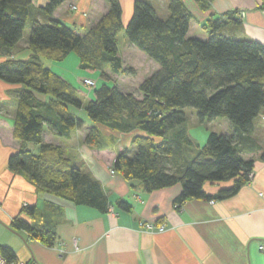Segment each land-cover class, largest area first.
<instances>
[{
	"label": "trees",
	"instance_id": "obj_1",
	"mask_svg": "<svg viewBox=\"0 0 264 264\" xmlns=\"http://www.w3.org/2000/svg\"><path fill=\"white\" fill-rule=\"evenodd\" d=\"M65 1L47 0L42 13L32 19L33 0H0V78L22 86L16 91L13 122L20 147L8 159L12 171L33 182L39 195H56L108 212L111 201L102 182L88 168L73 163L64 147L47 143L44 137L45 129L58 137H71L73 130L87 126L77 113L84 106L91 120L86 144L105 149L103 128L132 134L134 147L118 151L115 172L128 181H139L149 193L181 184L183 190L174 200L177 208L190 199H228L250 182L255 161L245 158V145L252 141L255 120L264 113V43L227 31L229 24L240 21L236 11L212 15L204 25L208 38H199L189 35L194 14L184 0H170L165 19L150 1L135 0L127 23L120 0H108L110 8L101 20L81 33L53 16ZM211 2L199 0L203 9L210 8ZM29 19L31 55L14 58ZM123 30L133 46L159 65L137 92L104 82L86 104L77 87L43 61H64L74 52L82 69L99 70L107 79H111L107 69L125 74L129 69L118 44ZM95 86L96 82L91 88ZM186 108L196 109L203 123L228 118L233 131H212L200 145L188 131ZM229 180L232 185L215 194L205 190L207 182ZM118 204L131 208L127 200L119 199ZM64 214L62 205L44 199L42 204L23 205L10 226L25 232L28 240L53 246ZM0 256L9 264L19 261L8 245L0 246Z\"/></svg>",
	"mask_w": 264,
	"mask_h": 264
},
{
	"label": "crops",
	"instance_id": "obj_2",
	"mask_svg": "<svg viewBox=\"0 0 264 264\" xmlns=\"http://www.w3.org/2000/svg\"><path fill=\"white\" fill-rule=\"evenodd\" d=\"M134 1L120 0L124 23L133 15ZM148 1L162 18L170 14V0ZM184 2L194 14L190 36L205 38V33L209 34L204 28L207 20L212 15L221 16L233 10L240 21L229 24L227 31L264 43V0H212L208 9H203L199 0ZM46 3L47 0H33L32 19L35 13H42ZM75 5L77 9L72 8ZM109 8L108 0H67L53 16L84 33L100 21ZM21 42L14 49V58H29V40ZM127 46L145 55L130 42ZM119 54L122 56L121 46ZM43 61L52 71L71 80L63 71L56 70V61ZM126 74L128 72L124 76ZM21 87L0 78V246L8 245L16 250L19 261L12 264H264L261 248L264 246V119L261 114L254 122L252 141L245 145L248 150L245 158L255 161V175L250 182L228 199H190L179 208L174 200L183 190L181 184L149 193L139 181H128L115 172L113 162L118 151L134 147L132 134L106 130L108 146L94 149L85 142L90 124L73 130L71 137H58L45 129L47 143L64 147L73 163L88 168L102 182L111 201L109 211L103 212L56 195H39L33 182L10 169L9 156L20 147L19 140L14 138L13 122L17 111L16 91ZM37 97L46 98L40 94ZM220 122L222 133L233 131L229 119ZM209 132H205L204 141ZM112 136L117 138L109 142ZM28 146L39 151L34 143L29 142ZM232 183L233 180L207 182L205 190L215 194ZM44 199L64 207L65 214L57 228L58 239L53 246L36 239L28 240L25 232L10 226L23 205L42 204ZM119 199L127 200L130 210L119 207ZM142 221L166 222L167 228L164 232L146 231L141 229Z\"/></svg>",
	"mask_w": 264,
	"mask_h": 264
},
{
	"label": "rangeland",
	"instance_id": "obj_3",
	"mask_svg": "<svg viewBox=\"0 0 264 264\" xmlns=\"http://www.w3.org/2000/svg\"><path fill=\"white\" fill-rule=\"evenodd\" d=\"M74 9H77V6ZM30 21L31 19H29L28 24L25 27L24 37L21 44H24L27 40H29L31 31V28H29ZM205 35L206 36L204 37L208 38L209 34L205 33ZM118 36L119 45L121 46V57L124 60L125 68L129 69L128 74H126L125 76L124 74H113L112 72H110V70L107 69L111 78L107 79L101 76V72L99 70L91 71L82 69L80 68V59L74 52L71 53L69 57L64 61L54 62L56 70L61 72L63 71L66 74L67 78L69 80L71 79L70 81H72V83L77 87L80 97L81 99H83V103L88 102L90 95L95 96V89L102 87L104 82H106L110 86L114 85V83H118L123 90L127 89L129 91L137 92V87L146 79L148 75L153 73L158 68V63L152 60L149 56H145L142 53H137V51L134 49H129V47L127 46V42L130 41L125 33V30L119 33ZM133 69L135 73L131 72V70ZM84 78L86 80H83ZM87 79L93 80L94 83L96 82V86L91 88V86L86 83V81H88ZM85 83L87 86L85 85ZM77 113L80 114L81 118L85 119L87 125L91 124V120L86 114L84 106L82 107V109H77ZM186 114L188 120V131L190 132L191 137L204 143L206 142V140L204 141L203 139V137H205V132L218 131L222 133L224 129L220 121L228 119L217 118L219 119V122L206 120L203 123L198 119L196 109L186 108ZM103 129L104 131H108L107 128ZM33 149L37 150L35 147Z\"/></svg>",
	"mask_w": 264,
	"mask_h": 264
},
{
	"label": "built area",
	"instance_id": "obj_4",
	"mask_svg": "<svg viewBox=\"0 0 264 264\" xmlns=\"http://www.w3.org/2000/svg\"><path fill=\"white\" fill-rule=\"evenodd\" d=\"M74 8H76V6H74ZM86 80V79H85ZM88 81H86L87 84H89L90 86H92V84H95L93 80H89L87 79ZM261 117H263L264 119V113L261 114ZM114 172V171H113ZM255 175V172L251 173V178H253ZM167 228V224L166 222L164 223H158V222H155V221H142L141 223V229H144L146 231H150V232H153V231H157V232H164V230ZM76 243V241H75ZM262 249H264V246L261 247ZM5 263L6 260L3 259L2 256H0V263ZM23 264H27V263H23Z\"/></svg>",
	"mask_w": 264,
	"mask_h": 264
}]
</instances>
